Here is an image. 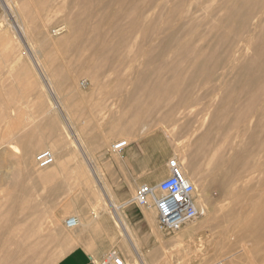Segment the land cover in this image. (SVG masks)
<instances>
[{
	"label": "rangeland",
	"instance_id": "1",
	"mask_svg": "<svg viewBox=\"0 0 264 264\" xmlns=\"http://www.w3.org/2000/svg\"><path fill=\"white\" fill-rule=\"evenodd\" d=\"M138 1L8 0L15 8L12 12L6 11L0 0V177L10 164L20 177L25 176L22 180L28 173L48 171L35 163L36 154L48 149L54 154V162L48 168L58 173L49 185L41 180L30 181L31 198L44 214L43 227L40 224V230L33 232L36 235L39 231L37 238H32L36 241L39 236H49V240L40 255L33 257L24 249L21 254L27 256L28 264H36V257L41 264H54L75 244L76 232L66 227L65 219L77 215L82 220L86 210L96 217L104 210L112 217L104 202V193L112 195V191L107 190L109 179L103 168L108 167L109 157L120 155L112 153L110 146L127 140L133 145L147 143L155 155L165 154V169L169 158L184 157L188 172L193 165L200 170L201 175L192 181L197 189L194 196L196 201L202 196L209 214L198 210V217L189 224L196 231L198 264H264V220L256 217L255 210L264 208V127L257 141L242 139L244 127L238 109L241 105L243 109L249 108L245 128L255 131L252 113L259 111L264 118V110L259 108L262 101L252 93L232 91L225 95L234 100L232 109L221 106V86L227 76L222 83L213 84L204 74L193 75L192 53L187 49L193 44L179 50L190 35L185 28H194V35L206 34L204 40L194 43L197 46L210 38L205 29L214 23L212 12L222 0H198L201 5L193 7L189 22L176 5L151 8L147 14L131 19L136 21L133 29L143 18L151 22L145 35L130 33L127 26L130 15L124 8ZM48 10L56 21L65 19L62 25L54 24L45 30L30 23V16ZM26 13L30 14L28 18ZM16 14L26 15L28 38L12 26ZM58 28L61 30L51 34V30ZM45 31L53 39L50 42L44 39ZM239 43L243 45L242 40ZM3 45L12 51L8 53ZM27 45L30 50L40 49L43 56L38 65L28 61ZM46 49L54 56L44 55ZM164 62L177 66V71L170 74L164 70ZM147 81L159 86L147 92L148 97L137 106V98L143 95L142 84ZM215 84L220 89L213 91L210 86ZM198 142L200 147L196 146ZM210 157L215 165H210ZM228 160L231 162L227 163ZM225 165L231 166L229 182L223 175L224 180L218 178L215 170ZM90 166L100 173H91ZM93 179L105 190L92 184ZM52 186L56 188L54 195L48 191ZM227 188L231 189L229 195L224 192ZM234 207L236 210L230 212ZM153 215L156 217L155 212ZM243 221L254 233L253 242L246 237L235 242L232 234L240 225L244 226ZM12 226L8 231L21 234L23 240L26 232H18Z\"/></svg>",
	"mask_w": 264,
	"mask_h": 264
},
{
	"label": "bare ground",
	"instance_id": "2",
	"mask_svg": "<svg viewBox=\"0 0 264 264\" xmlns=\"http://www.w3.org/2000/svg\"><path fill=\"white\" fill-rule=\"evenodd\" d=\"M2 1H3V5L5 7V10L13 12V10L15 9V8L14 9L12 8L13 5L10 6V4L8 3V0H2ZM198 2H199L198 0H139L134 5H132L133 3H129L130 6H126L124 8V10H129L128 13L130 15V18L128 20L129 24L127 26L130 28V33H138L140 35H145L148 28L151 27V22H146L144 20V18L143 19L141 18L142 20L139 22V26H137L136 28L133 29L131 26H133V23H136V21L131 22V19L139 18V17L143 16L144 14H147L146 12L151 8H157V9L165 8L166 6H168V4H173V5H176L177 8H180L181 9L180 12H183L185 14V17H187L186 20H188V22H189V20L192 17L191 10L193 9V7L196 8V7L201 5ZM24 5H22V10H23ZM144 9H146V10H144ZM20 11H21V8H20ZM25 11H23V12H25ZM195 11H197V10H195ZM16 12H17V10H16ZM27 14H29V13H26V15ZM36 14H37V12H35V15ZM184 14H181V16H183L182 19H185ZM26 15H24V16H26ZM15 16H16V19L14 20V23L12 24V26L15 27L18 30V32H20L23 36H25V38H28V35H27L28 33H26V31H27L26 25H29V24H27V21H26V19H24V16L23 17L18 16L17 14ZM28 16H30V14L27 15V18H28ZM212 17H214V23L211 22L207 26V28L205 29V33L210 34V38L207 39L203 43V45H201V46H197L194 43L204 40V37L206 34L194 35L195 34L194 28H192V29L185 28V30H186L185 33L190 34V35H189V38L186 39L182 43L183 47H180L179 50L184 51V48H187L186 44H193L191 47L187 48L192 53V58L190 60L194 65V70L192 71V74L193 75H195V74L196 75H203L204 74L207 77L208 81L210 83L213 82V84H214V81H219L220 83H222V79L225 80V77L227 76L226 81L223 84L224 86L223 85L221 86V87H223L221 89V91L223 92L224 99L222 98L220 105L226 106V108H228V110L232 109L234 100L232 98H229V97L225 98V97L227 96L226 94H230V92H232V91L241 92L244 94L245 93H247V94L252 93L253 95H255L257 97V100L262 101V102H260L259 108H260V110H264V25H261V23H264V0H222V2L218 4L217 8L212 12ZM30 18H31V20H30L31 24H34V26H36L38 28L45 29V30L49 26L54 25V24L57 25L59 23L58 25H62L61 22L62 21L64 22V20H65L63 18V20H61V21H59V20L56 21L55 16L51 13L50 10H48L46 13H41V14L38 13L36 17L30 16ZM13 19H14V17H13ZM192 20H194V18ZM28 28L30 29V26ZM35 29H37V28H35ZM42 29H40V30L42 31ZM59 30H61V28L53 29V30H51V34L57 32ZM6 33H7V31H6ZM43 34H44V37H45L44 39L46 42H50L51 40H53L51 38L49 32L47 33V31H45ZM6 35H8V34H6ZM29 35H30V33H29ZM37 35H39V34L37 33ZM130 35H134V34H130ZM37 37H39V36H37ZM169 38L175 39L174 36H171ZM240 40H242L243 45H241L240 43L238 44V41H240ZM45 41H42V43H44ZM38 42H39V39H38ZM6 43H7V41L5 42V45L7 46ZM14 43L16 44V42H14ZM28 43H29V41H28ZM39 43H41V42H39ZM30 44H33V43H29L28 45H30ZM5 45H3V46L5 47ZM24 46H25V44H24ZM30 46H32V45H30ZM30 46H28L29 48H27V49H29V50L28 51L26 50L25 54H26V56H28V61L30 60V62L32 64L38 65L40 62V57L43 55H42L40 49L35 48L34 50H30ZM222 46H224V47H222ZM7 47H5V49L8 50ZM17 47H18V43H17ZM19 47H20V45H19ZM39 47H41V44L39 45ZM219 47L221 49H219ZM10 48H11V46H10ZM13 48H16V46L14 47V45H13ZM10 50L12 51V49H9L8 53H10ZM47 50L48 49H46V51ZM251 50H253V52L250 55L248 52ZM32 51H33V54H32ZM46 51L44 50V52H46ZM4 53H6V52H4ZM18 53H20V52H18ZM22 54H24V53H22ZM44 55H46L47 57L54 56L52 54V52H50V50H48L46 52V54L44 53ZM13 57H14V55H13ZM15 58H16V56H15ZM162 67L164 70L167 69L166 71H168L170 74H174L178 69L177 66L172 65V64L169 65L168 63H165V62L162 64ZM19 69H22V68L20 67ZM25 73H24V75H25ZM216 84H218V83H216ZM216 84L211 85L210 89L213 91L220 89V86H217ZM142 85L144 88H143V92L141 93V95L142 94L143 95H142V97L137 98V106H140L143 104L142 100H145L146 99L145 97H148L147 92L153 91L156 87L159 86V84L151 83L148 81L144 82ZM51 87L52 86L50 84V88ZM1 91L2 90H0V92ZM51 92L53 93L54 89L51 88ZM241 106H239V108H238L239 111H241V113L239 115V121H240L242 127H244L242 130V133L244 136H246V137L243 136L242 139L245 138L247 140V138H248V141H257L258 139H260L261 135L263 134L264 125H262V124H264L263 123L264 118H263V116H260L262 114H258L259 111L253 112L252 114H254V116H253L254 117V125H255L256 129H255V131L253 130L251 132H248V130L245 128V124L247 122L248 113H250L251 111H249V108L243 109ZM119 141H122V140H119ZM196 146L200 147L199 142L197 143ZM14 147L17 148L16 146H14ZM48 151H50L52 153V150L48 149ZM111 152L113 153L112 150H111ZM52 155H53V162H54V154L52 153ZM177 159H178V161H180L181 170L188 180H190L192 182V181H194L195 177H197L198 175H201L198 167H194V165L191 169V172H188L186 170V168L183 165L185 162L184 157H177ZM212 159H213V157H210V159H209L210 165H213L215 163V162H213ZM2 162L9 164V162L7 160L2 159ZM230 162L231 161H229V160L227 161V163H230ZM210 165H209V167H210ZM49 166H51V164L48 165L47 167H44V168H47L48 171H45L46 169L44 171H39V172L37 171L33 175L28 173L26 175V178L23 180H22V177H25V176L20 177L18 170L17 171L13 170L14 168H12L11 164L8 165V167H9L8 169L2 170L1 177H0V264H28V262L30 263V261H27L28 260L27 256L25 254H21L23 252L22 249L26 250L27 252H30V255H32L33 257H35V255H37V254L40 255L41 253H43V251L45 249V244L49 240V236L48 237H46V236L42 237L41 236L42 238L39 236V238L36 239V241H33L32 236L35 233L34 231H36L37 229L40 230L39 229L40 224L41 225L44 224V223H41L42 222L41 218L43 217L44 214L42 215V212L37 208V204H34L32 198H31L32 192H31L29 185H30L31 179L45 181L49 185V182H52V179H54V177L58 174V173H56V170L54 171V170L50 169L51 167L48 168ZM40 169L42 170L43 168H40ZM215 170L219 174L218 178H220V177L222 178V175H223L224 178L226 179V181L229 182L228 178H230L231 174H232L231 173V166L225 165L222 167H216ZM19 171H21V170H19ZM189 174H191V176ZM211 177H214V176L212 175ZM215 178H217V176ZM95 180H94L95 183H92V184H96V186L98 188L100 187V190H101L103 188V185H101V184L98 185ZM230 181H231V179H230ZM45 185H47V184H45ZM53 186L49 187L48 191L50 192V194L52 193L54 195L56 193V188H54ZM224 192L227 195H229V193H231V189L227 188ZM94 195L96 197H98L97 194H94ZM201 197L202 196H199L197 198L196 206L198 205L197 206L199 208L198 210L202 211V213L204 215H208L209 214L208 211L205 210L207 205H205V203L202 202L203 200L201 199ZM57 199H58V197H57ZM113 204H115V203H113ZM114 207L117 208L116 204L113 205V208ZM31 208L34 209L32 212L29 211ZM253 208L255 209V207H253ZM257 208L255 209L256 210V217L258 216L259 219L262 218L264 220V208H262V207H260V209L259 208L257 209ZM68 209H69V206H68ZM233 209H234V211L236 210V208L234 207V208L230 209L229 211L231 212ZM25 210H27V212L28 211L29 212L24 213ZM43 213H44V211H43ZM68 218L75 219L76 224L73 227H67L66 226L67 228H71L72 230L77 232L78 230L82 229V227H84L82 220L77 215H73V216H70ZM67 219H65V221H64L65 225H66ZM45 221L47 222L46 219H45ZM51 222L52 221H50V223ZM231 222H233V220H231ZM85 223L89 224V222H85ZM240 223H242V222H240ZM243 223H244V226L240 225L239 226L240 228L238 227L239 229L236 230V232H234L232 234L235 237V242H237L239 239H242V238L252 239L250 241L253 242L254 241L253 231L247 228V225H246L247 223L245 221H243ZM9 226L10 227L12 226V228L14 226L17 227L18 232H19V229L21 231H25L26 237L23 238V240H22L20 233H17L20 235H15L12 232H9L8 231ZM42 227H43V225H42ZM41 230H43V229H41ZM37 232L39 233V231H37ZM37 234L34 235L35 238H37V236H38ZM57 238L58 237L56 236L55 239H57ZM60 240H62V239H60ZM74 243H75V241H74ZM242 246H245V245H242ZM71 247L69 246L60 255V257L64 256L69 251V249ZM32 249H35L36 251H34ZM242 250H243V248H242ZM23 253H25V252H23ZM259 253L257 251L258 255L261 254V253L260 254ZM30 258H31V256H30ZM35 260H36V264H41V261H40V259H38V257H36ZM252 260H251V262H252ZM262 261L264 262V259ZM213 263H214V261H213ZM217 263L218 262H216V264Z\"/></svg>",
	"mask_w": 264,
	"mask_h": 264
},
{
	"label": "crops",
	"instance_id": "3",
	"mask_svg": "<svg viewBox=\"0 0 264 264\" xmlns=\"http://www.w3.org/2000/svg\"><path fill=\"white\" fill-rule=\"evenodd\" d=\"M165 158V154L155 155L147 143L129 144L117 158L109 157L103 174L108 176L107 190L112 195L104 193V202L112 217L104 210L99 217L92 211H84V227L76 232L73 248L54 264H89L111 249L127 264H198L197 236L190 222L169 232L159 227L154 211L134 201L139 185L154 186L169 174L164 167ZM90 169L94 175L100 173L93 167ZM113 203L117 208H113Z\"/></svg>",
	"mask_w": 264,
	"mask_h": 264
},
{
	"label": "built area",
	"instance_id": "4",
	"mask_svg": "<svg viewBox=\"0 0 264 264\" xmlns=\"http://www.w3.org/2000/svg\"><path fill=\"white\" fill-rule=\"evenodd\" d=\"M85 84V81L81 82ZM129 143L126 140L117 141L111 145V150L120 153ZM38 168H44L53 163V155L48 150L40 151L35 156ZM169 174L156 185L141 184L134 193V201L156 214L159 227L169 232H175L184 224L195 220L199 211L194 196L196 186L183 174L177 158L167 161ZM75 219L66 220L67 227H73ZM89 264H127L116 250L111 249L100 260H91Z\"/></svg>",
	"mask_w": 264,
	"mask_h": 264
}]
</instances>
